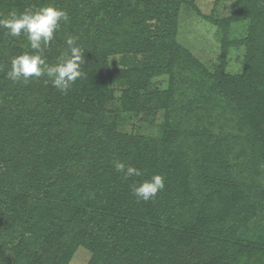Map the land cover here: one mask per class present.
<instances>
[{
  "label": "trees",
  "instance_id": "16d2710c",
  "mask_svg": "<svg viewBox=\"0 0 264 264\" xmlns=\"http://www.w3.org/2000/svg\"><path fill=\"white\" fill-rule=\"evenodd\" d=\"M232 1L217 22L226 32L231 22L249 21L247 37L224 45L248 46L241 77L209 73L177 43L184 0H0V19L48 5L67 12L44 49L49 65L68 52L69 36L84 52L83 74L67 94L47 76L12 81L11 60L33 50L25 36L0 27V264H70L79 247L90 254L86 264H264V225L253 224L264 220V87L255 80H264V0ZM111 54L147 61L111 69ZM180 59L197 64L189 81L201 68L197 86L211 82L208 92L245 112L251 140L231 146L234 137L220 133L195 142L182 111L160 138L118 132L103 120L116 85L126 109L146 119L160 108L172 116V92L162 99L148 83ZM117 161L143 176L125 179ZM153 174L165 178L164 189L139 200L132 186ZM197 198L204 211L192 222Z\"/></svg>",
  "mask_w": 264,
  "mask_h": 264
},
{
  "label": "rangeland",
  "instance_id": "374dc122",
  "mask_svg": "<svg viewBox=\"0 0 264 264\" xmlns=\"http://www.w3.org/2000/svg\"><path fill=\"white\" fill-rule=\"evenodd\" d=\"M232 5V0H184L177 15L175 39L190 53L191 59H194L197 64H201L209 73H213L216 68H221L227 75L241 77L244 75L248 46L240 44L228 45L224 48V45L231 40H242L247 37L250 31L249 21L242 19L231 22L226 32L217 22L230 15ZM139 60L140 63L147 61L132 55L111 54L106 63L111 69H124ZM189 62L191 61L185 63L180 59L171 68V72L157 74L148 83V90L160 91L164 95L161 97L162 99L165 98V92H172V102L168 101L172 116H165L163 109L160 108L153 119H146L143 118L144 115L141 112L137 113L126 109L127 106H121L120 103L122 95V91L119 89L120 85H116L109 94L110 106H108L110 110L113 109L114 113L108 111L107 117H104L103 120L107 123H114L118 132L160 138L165 134L167 136L168 131L170 133L169 126L172 125L176 128L174 123L178 121L179 114L186 112L190 119L183 122L182 128H193L191 137L195 142L196 139L199 141L203 138L206 141L211 135L220 133L234 137L231 140V146H234L238 138L251 140L255 131H251V125L245 112L237 109L231 100L208 92L207 88H210L211 82L205 89L197 86L196 81H200L202 78L201 68L197 70L196 77L189 81L190 72L197 66L196 63L189 64ZM191 68L192 70H190ZM170 73L173 74V78ZM255 80L257 85L264 87L262 76ZM174 107L175 109H173ZM71 125V130L75 131V125ZM205 159L206 157L200 164H205L204 170L210 174L212 169L209 167L213 162H207ZM252 168L257 170V167L252 166ZM201 202V199H196L194 209L187 215L188 220L196 222L201 219L204 211L203 203L198 205ZM234 203L231 202L230 207ZM214 216L216 214L201 220L200 223L204 224ZM253 224L255 226L257 224L264 225V220H254ZM89 255L86 249L79 247L70 259V264H86Z\"/></svg>",
  "mask_w": 264,
  "mask_h": 264
},
{
  "label": "clouds",
  "instance_id": "9594fccd",
  "mask_svg": "<svg viewBox=\"0 0 264 264\" xmlns=\"http://www.w3.org/2000/svg\"><path fill=\"white\" fill-rule=\"evenodd\" d=\"M66 11L52 5L37 9H25L17 13H9V17L0 19V27L7 29L12 37L25 36L29 42L31 53H23L11 60L7 76L12 81L27 82L32 78L47 76L51 87L67 94L71 86L82 76L84 52L76 44V37L66 38L68 52L55 64L49 65L44 56V49L55 39V33L62 22H67ZM115 168L123 173L125 179L142 177L141 169L124 162H115ZM164 177L153 174L132 186V193L139 200L150 201L164 189Z\"/></svg>",
  "mask_w": 264,
  "mask_h": 264
}]
</instances>
